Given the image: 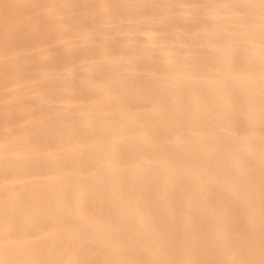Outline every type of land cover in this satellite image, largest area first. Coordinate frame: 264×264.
<instances>
[{"label": "bare ground", "instance_id": "bare-ground-1", "mask_svg": "<svg viewBox=\"0 0 264 264\" xmlns=\"http://www.w3.org/2000/svg\"><path fill=\"white\" fill-rule=\"evenodd\" d=\"M0 264H264V0H0Z\"/></svg>", "mask_w": 264, "mask_h": 264}]
</instances>
